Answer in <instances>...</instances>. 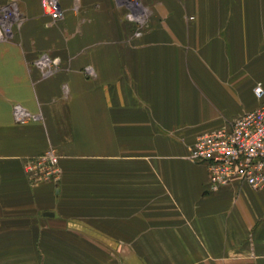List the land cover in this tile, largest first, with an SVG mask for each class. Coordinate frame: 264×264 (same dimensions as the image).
<instances>
[{"label":"crops","instance_id":"1","mask_svg":"<svg viewBox=\"0 0 264 264\" xmlns=\"http://www.w3.org/2000/svg\"><path fill=\"white\" fill-rule=\"evenodd\" d=\"M16 3L0 41V264H264V189L212 192L188 159L208 132L258 109L264 0ZM43 56L50 65H41ZM20 104L39 116L15 121ZM49 150L58 181L25 165Z\"/></svg>","mask_w":264,"mask_h":264},{"label":"built area","instance_id":"2","mask_svg":"<svg viewBox=\"0 0 264 264\" xmlns=\"http://www.w3.org/2000/svg\"><path fill=\"white\" fill-rule=\"evenodd\" d=\"M140 0H118L129 9L127 17L135 24L142 23V15L133 9ZM44 11L52 22L63 18L60 0H41ZM19 7L12 2L0 6V41H7L21 25ZM41 65H50V59L43 56ZM255 95L263 100L262 105L237 119L229 128H222L201 135L190 148L188 159L203 164L209 173L208 188L216 192L234 182L247 184L255 190L264 189V88L254 89ZM14 119L19 124L38 120L20 104L13 107ZM25 170L34 182L58 181L61 178L60 156L54 150L26 162Z\"/></svg>","mask_w":264,"mask_h":264},{"label":"rangeland","instance_id":"3","mask_svg":"<svg viewBox=\"0 0 264 264\" xmlns=\"http://www.w3.org/2000/svg\"><path fill=\"white\" fill-rule=\"evenodd\" d=\"M133 9L137 10L139 15H142V22L152 13L150 0H140L138 5L134 6Z\"/></svg>","mask_w":264,"mask_h":264}]
</instances>
